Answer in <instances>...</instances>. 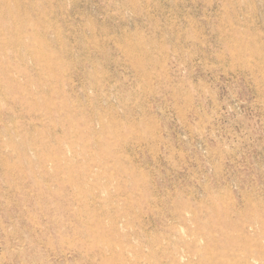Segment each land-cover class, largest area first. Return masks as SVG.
<instances>
[{
  "label": "rangeland",
  "instance_id": "obj_1",
  "mask_svg": "<svg viewBox=\"0 0 264 264\" xmlns=\"http://www.w3.org/2000/svg\"><path fill=\"white\" fill-rule=\"evenodd\" d=\"M0 264H264V0H0Z\"/></svg>",
  "mask_w": 264,
  "mask_h": 264
}]
</instances>
